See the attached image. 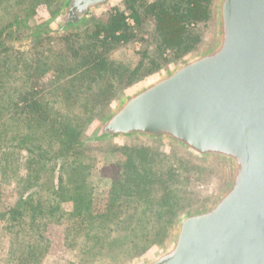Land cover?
Masks as SVG:
<instances>
[{
	"label": "rangeland",
	"instance_id": "rangeland-1",
	"mask_svg": "<svg viewBox=\"0 0 264 264\" xmlns=\"http://www.w3.org/2000/svg\"><path fill=\"white\" fill-rule=\"evenodd\" d=\"M62 1L34 0L32 5L35 8L32 13L25 12L27 6L23 9V5L18 6L16 0H7L0 4V31L2 33L0 71L5 74L6 82L3 88L9 91L30 80L35 84L34 86L43 100L49 105V109H39L34 114L43 115L49 122L48 127L32 130L33 133L30 134L34 138H31L27 144L40 145L43 143L45 147L50 146L49 149H46L47 155L53 156L58 146L57 137L54 134L56 130L54 127H58V125L53 121H59V127L66 122L74 124L76 126L75 135L83 143L85 156L91 160V184L87 188V195L92 201L93 212L97 214L105 210L111 179L115 175V163H121L128 157L133 160L147 158L146 156L150 153H152L153 162L151 164L153 167L158 168L159 171L172 168L174 173L179 176L175 186L178 188L177 201L174 199L176 201L174 211L177 214L213 198L223 186L225 179L224 171L219 165L196 161L166 143H154L144 139H117L96 144L89 141L88 136L99 118L114 106L122 93L138 88L157 73L174 66L183 58L212 43L215 36V23L212 15L215 0H211V18L192 20L189 35H187V40L181 50H162L157 46L153 38L155 20L151 14H145L144 5L140 4L143 1L135 3L138 9L135 15H129L130 10L126 7L124 0H113L108 6L97 11L76 28L61 34L43 33L28 38L30 31L43 24L54 10L59 8ZM29 4L28 1L25 2V5ZM112 7L123 10L125 15L134 22L135 37L127 43H104L101 40L102 34H95L94 25ZM11 35L12 37H9ZM72 47L75 51L72 50ZM68 59L74 63L73 66L77 67L76 72H55L52 68L42 72L43 68L54 66L55 63L61 64ZM84 59H87L88 62H84ZM152 59L160 61V68L153 69ZM108 64L117 65L110 67ZM140 64L143 65L135 69ZM21 65H28V69L23 70ZM109 67L110 71H108ZM132 69L134 72L129 75ZM148 70H150L148 73H144ZM7 71L12 73L11 76L6 75ZM0 74L2 75L1 72ZM109 74L112 76L109 77ZM129 78L132 80L130 84H127ZM65 83H68L69 87L75 85L69 101L61 98ZM3 88L0 87V98H2L0 101L4 105L7 102V96L2 92ZM9 108L10 111L4 110L8 113L4 114L2 120L0 119V131L4 126L7 132L15 131L17 135L26 137L28 133L27 122L24 120L26 115L23 112H15L12 105ZM1 109L0 107V111ZM18 115H22V117L16 118ZM16 119L19 122L15 121ZM41 133L43 134L39 135ZM41 136L44 137L43 140H36V137L40 138ZM47 138L52 139L51 142L47 143ZM7 144L11 145L10 142ZM12 144H14L13 149L18 151V157L15 160L16 170L7 177H4L0 170V264H139L155 253L170 236L174 227L172 223L169 227L158 232V235H151V231L154 229L152 226H155L151 221L149 224L152 225L147 227L149 234L143 238L148 240L145 243L148 244L149 241L150 243L144 251L142 250L138 254H135V250L139 247L131 246L135 243L139 244V239H136L133 244H128L124 250L117 249L94 255L93 253L97 250L91 246V239L83 241L77 236L73 239L78 241V244L71 247L66 241H70L69 238L72 237H68L67 234L76 236L74 231L78 229V219L72 212L73 203L58 200L57 204L53 203L51 199L49 201L51 190H55L58 185L57 174L60 161L49 160L46 155L44 159L41 158L38 156V149L34 154L29 155L24 148H17L16 142H12ZM146 145L150 147H146ZM40 147L42 148L41 145ZM30 158H33L31 163L29 162ZM28 176L32 178H28ZM20 177L25 181L30 180L26 193L32 192L43 197V201L47 202L44 203L45 205H51L50 202L55 205L51 209L55 212L53 215L49 214L48 207H46V213L50 216L41 219L40 230L37 227H30V232L26 230L23 238H21L23 236L21 234L17 236L19 245L17 248H19L27 241H32L35 235H40L38 237L40 243L34 245L33 256L22 254L17 257L9 252L11 238L9 227L12 226L16 229L18 226L15 223L6 222V218L8 211L21 194L22 181ZM162 193V187L157 185L154 188L153 196L159 197ZM136 205L134 210L126 209L127 213L132 214L133 211L139 213L143 204L137 203ZM146 211L148 210L144 209L143 213ZM136 218H138L137 215ZM143 222V220L135 222L129 219L126 223L135 224L138 226L136 229H139L143 226ZM119 242H121L120 239L116 243Z\"/></svg>",
	"mask_w": 264,
	"mask_h": 264
},
{
	"label": "water",
	"instance_id": "water-1",
	"mask_svg": "<svg viewBox=\"0 0 264 264\" xmlns=\"http://www.w3.org/2000/svg\"><path fill=\"white\" fill-rule=\"evenodd\" d=\"M112 1L63 0L28 38L76 28ZM212 15L210 45L122 93L88 136L166 143L224 171L139 264H264V0H215Z\"/></svg>",
	"mask_w": 264,
	"mask_h": 264
},
{
	"label": "trees",
	"instance_id": "trees-1",
	"mask_svg": "<svg viewBox=\"0 0 264 264\" xmlns=\"http://www.w3.org/2000/svg\"><path fill=\"white\" fill-rule=\"evenodd\" d=\"M7 0H0V4ZM12 1V0H10ZM28 1L30 4L25 5ZM125 5L129 8V15L136 14L138 11L136 2L143 1L140 3L145 7V14H151L155 20V30L153 33L154 41L160 49H180L184 46L187 35H189L190 24L192 20H206L211 18V0H124ZM18 6L23 5V9L27 6L25 12H34V0H16ZM20 8V9H22ZM126 15L123 10L118 7H112L108 10L107 14L99 22L94 25L95 34H102V42L107 43H127L135 37L134 28L128 25L126 22ZM4 31V30H3ZM1 33V31H0ZM9 37H12L9 36ZM96 37V36H95ZM2 33L0 34V39ZM93 43L95 42L92 41ZM0 40V45H1ZM72 50L75 49L72 47ZM76 53V52H75ZM84 62H88L84 59ZM53 61V60H51ZM153 69L160 68L159 60L152 59ZM141 62V61H140ZM139 62V63H140ZM74 63L68 59L63 63H55L54 66H48L43 68L42 72L49 69H53L55 72L72 73L78 69L73 66ZM114 67L117 64L110 65ZM140 64L138 67H141ZM110 67L108 71H110ZM116 67V66H115ZM21 68L26 71L28 65H21ZM151 70V69H150ZM150 70L145 71L148 73ZM85 71V70H84ZM0 87H5V74L0 71ZM83 72V70H82ZM134 69L129 73L133 74ZM85 73V72H84ZM12 73L6 72L7 76H11ZM145 75V74H144ZM112 74H109L111 77ZM27 77V76H26ZM25 77V79H26ZM129 78L127 84L131 83ZM63 85V92L61 98L65 101H69L72 89L75 85L69 87L68 83ZM35 84L32 81L24 82L20 87L12 88L9 91L3 88V93L7 96V102L4 105L0 101L1 114L0 119L4 118V114L7 110L10 111V105L14 107V111L17 113H24L26 115L24 120L27 122L28 133L26 137L17 135L15 131L7 132L3 126V130L0 131V170L4 177H7L11 172L16 170L17 164L15 160L18 157V151L13 149L12 142H16L17 148H24L28 154H34L38 149V156L45 158V155L49 160L57 159L60 161L59 173L57 174L58 185L55 190H51V198L53 203L58 204V200L71 201L73 203V215L78 219V229L74 231L76 236H71L68 233L70 241L68 244L71 247H75L78 241H75L77 236L82 238L83 241L87 239L92 240V247L97 251L93 253H108L111 250H124L128 244H133L136 239H139V244L135 243L131 247H139L135 250V254L141 253L146 249L150 241L146 238L149 234L148 228L154 222L151 231V235H158V232L169 227L171 223L175 221L178 214L174 211V204L176 203L178 188L176 182L179 176L174 173V169H166L165 171H159L158 168L153 167L151 164L153 159L151 154H148L147 158L142 159H131L127 158L121 163H115L116 169L114 170V177L111 179L110 189L108 192L107 202L105 210L100 213H94L92 210V201L87 195V188L91 184V160L85 156L83 143L79 140L76 134V126L74 124L64 123L63 126L59 127V121L55 120L58 127H54L58 146L55 149L54 155H47L46 149L50 146L45 147L43 143L40 145H28L27 143L34 138L32 130L38 128L48 127L49 122L43 115H34L39 109H49V105L43 100L39 91L35 88ZM2 98H0L1 100ZM12 103V104H9ZM5 110V111H4ZM22 115H18L16 118H21ZM14 118V117H13ZM19 122V120H15ZM1 122V121H0ZM53 123V124H54ZM47 132V129H46ZM43 133L39 134L42 135ZM43 140L44 137H36ZM52 139H46V142H51ZM10 142L11 145L7 143ZM24 145V146H23ZM146 147H150L146 145ZM46 151V153H45ZM15 162V163H14ZM29 162H33V158L29 159ZM22 185L20 187L21 194L18 196L13 207L8 211L6 222L13 224L15 223L18 228L10 226V244L9 252L13 256H20L22 254L31 255L34 254V245L39 244L40 235H35L33 240L27 241L25 245L17 248L18 245V234H21V238L28 232L30 227H37L40 230L41 219L43 217L50 216L49 214H55L52 202H48L51 205H45L46 201H43V197L38 196L35 193H26L25 191L29 188L30 180L25 181L22 179ZM19 178V179H20ZM28 178H32L28 176ZM37 179L38 177H34ZM157 185L162 187L163 193L159 197L154 194V188ZM175 187V188H174ZM25 192V194H23ZM174 199L176 201H174ZM137 203L143 204V208L139 213L133 211L132 214L127 213L126 209H135ZM46 207H48L49 214L46 213ZM50 208V209H49ZM148 211L143 213V210ZM136 215L138 218H136ZM153 217V218H152ZM129 219L135 222L143 220L142 227L139 229L137 225H131L126 223ZM149 224V225H148ZM127 225H131L128 227ZM174 225V224H173ZM70 234V235H69ZM67 237V238H68ZM67 238H65L67 240ZM118 239L121 242L116 243ZM128 242V243H127ZM82 259L84 257H81Z\"/></svg>",
	"mask_w": 264,
	"mask_h": 264
},
{
	"label": "built area",
	"instance_id": "built-area-1",
	"mask_svg": "<svg viewBox=\"0 0 264 264\" xmlns=\"http://www.w3.org/2000/svg\"><path fill=\"white\" fill-rule=\"evenodd\" d=\"M125 20H126V22H127L128 25H131V26L134 25L133 20L131 18H129V16H126V19Z\"/></svg>",
	"mask_w": 264,
	"mask_h": 264
}]
</instances>
